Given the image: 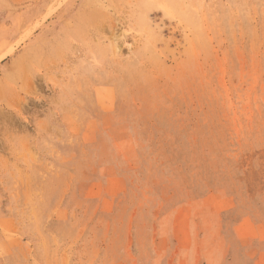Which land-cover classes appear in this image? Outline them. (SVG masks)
I'll list each match as a JSON object with an SVG mask.
<instances>
[{
  "label": "rangeland",
  "instance_id": "obj_1",
  "mask_svg": "<svg viewBox=\"0 0 264 264\" xmlns=\"http://www.w3.org/2000/svg\"><path fill=\"white\" fill-rule=\"evenodd\" d=\"M0 264H264V0H0Z\"/></svg>",
  "mask_w": 264,
  "mask_h": 264
}]
</instances>
